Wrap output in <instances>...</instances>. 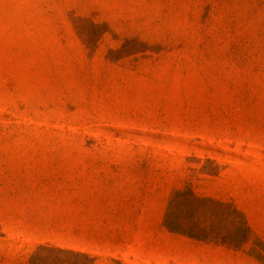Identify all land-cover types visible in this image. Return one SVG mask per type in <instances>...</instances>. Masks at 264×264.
I'll list each match as a JSON object with an SVG mask.
<instances>
[{
  "label": "rangeland",
  "instance_id": "obj_1",
  "mask_svg": "<svg viewBox=\"0 0 264 264\" xmlns=\"http://www.w3.org/2000/svg\"><path fill=\"white\" fill-rule=\"evenodd\" d=\"M0 264H264V0H0Z\"/></svg>",
  "mask_w": 264,
  "mask_h": 264
}]
</instances>
